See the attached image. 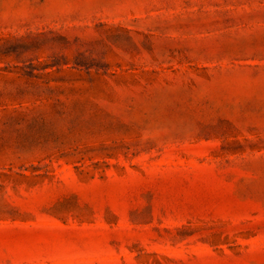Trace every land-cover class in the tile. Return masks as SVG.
<instances>
[{
  "label": "rangeland",
  "instance_id": "obj_1",
  "mask_svg": "<svg viewBox=\"0 0 264 264\" xmlns=\"http://www.w3.org/2000/svg\"><path fill=\"white\" fill-rule=\"evenodd\" d=\"M0 264H264V0H0Z\"/></svg>",
  "mask_w": 264,
  "mask_h": 264
}]
</instances>
